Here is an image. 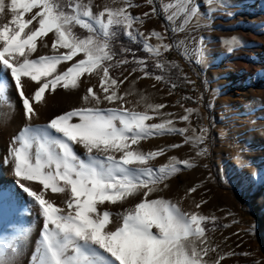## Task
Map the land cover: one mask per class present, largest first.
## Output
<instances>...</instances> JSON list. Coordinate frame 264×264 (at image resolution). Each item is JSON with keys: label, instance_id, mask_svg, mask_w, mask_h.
Returning <instances> with one entry per match:
<instances>
[{"label": "snow or ice", "instance_id": "1", "mask_svg": "<svg viewBox=\"0 0 264 264\" xmlns=\"http://www.w3.org/2000/svg\"><path fill=\"white\" fill-rule=\"evenodd\" d=\"M214 3L222 5L223 0H204L206 9ZM145 5L151 6L150 11L141 15L131 11ZM145 5L136 0H105L103 4L97 0H0V103L14 109L8 96L10 74L29 122L12 137L0 166L11 167L16 183L43 219L29 264H220L226 256L237 255L234 251L217 252L218 244L213 247L208 233L215 231L218 218L199 211L206 200L196 202L193 197L192 211L182 207V201L202 185L189 187L178 200L160 195L149 198L168 189L167 181L175 175L198 166L195 158L175 155L159 166L150 161L183 144L196 147L198 157L207 155L208 129L201 127L199 135L189 136V127L176 126L174 113L161 112L167 105L149 102L147 95L134 91L139 79L153 73L147 70L144 58H138L124 44L117 48V42L123 35L142 45L148 58L155 61V68L164 73L153 78L171 82L167 74L178 65L162 60L164 53L176 49L186 59L191 60V56L187 41L166 42L169 33L175 37L190 29L210 27V23H200L201 17H209L210 13L200 11L199 0H145ZM161 16L166 22L163 31L152 29L146 34L141 30L147 19ZM152 38L158 43H150ZM225 43L229 52L240 45L237 37ZM194 45V62L205 63L204 38L194 41ZM49 47L52 54L34 55L38 48ZM67 62L72 63L58 71ZM129 63L138 67L127 76L120 73L123 79L110 75L112 69ZM137 71L143 75L129 81ZM86 74L96 77L98 84L87 88L82 97L84 106L43 125L31 123L38 116L33 105L44 100L46 91L54 93L58 87L77 90ZM125 81L130 87L122 91ZM32 82L35 91L26 95ZM171 86L175 88L176 84ZM136 95L140 98L129 99ZM105 104L111 106L100 107ZM128 104L131 107H125ZM141 104L143 110H138ZM195 111L185 109L179 121L190 125ZM158 117L160 122L148 123ZM169 135L183 136V143L150 151L140 147L142 141ZM77 145L83 147L85 157L77 154ZM25 182H36L42 190ZM49 190L65 194L63 207L51 197L46 198ZM130 198L139 199L119 211L104 207L123 206ZM29 232L30 227L15 234L0 230V264H15V255ZM213 252H217L215 259L210 256Z\"/></svg>", "mask_w": 264, "mask_h": 264}, {"label": "rangeland", "instance_id": "2", "mask_svg": "<svg viewBox=\"0 0 264 264\" xmlns=\"http://www.w3.org/2000/svg\"><path fill=\"white\" fill-rule=\"evenodd\" d=\"M104 2L105 0H97L99 4ZM136 2L145 5V0H136ZM199 2L200 11H209L210 13L209 17H201L200 23L201 25L210 23V27L190 29L175 37L169 33L170 39L166 41L172 42V39L187 41L191 60L186 59L176 49L166 53L171 54L172 60L185 69L183 73L187 72L188 85L193 91L196 103L190 106L181 103L178 96L165 87L163 81L157 82L153 76L139 79L133 90L147 95L149 102L167 105L161 112L174 113L173 119L176 121V126L189 127V136L199 135L200 128L206 127L208 138L205 146L208 152L207 155L198 157L196 156V147L183 144L181 148L168 150L164 156L150 161L151 164L159 166L167 163L168 158L175 155L180 159L195 158L198 166L175 175L167 181L168 189L149 198L160 195L167 199L178 200L185 195L189 187L195 184L202 185L197 193L182 201V207L188 211L195 210L193 197L196 202L207 201L199 211L203 214L215 215L218 218L215 231L208 233L213 247L217 244L220 245L217 249L219 253H228L229 251L237 253L230 257L226 256L220 264H256L257 261L264 264V99L257 95L250 96L247 100L240 99L236 87L240 84L234 82L235 77L239 76L235 72L239 63L252 62L255 64L254 66H257L264 60V58H258L257 55H253L250 59L243 56L242 52L252 48L253 43L251 44L236 34L232 23L239 12H252L253 5L247 0H223L222 5L214 3L211 9H206L204 0H199ZM150 9L151 6L145 5L138 9H131V11L134 15H141ZM165 23L162 16L149 18L145 25L141 26V30L146 34L152 29L163 31ZM242 25L249 28L256 36L264 35V21L258 20L256 16H252ZM200 37L204 38L207 52L206 61L203 64L194 62L196 54L192 51L195 46L194 41L198 42ZM232 37H237L240 45L234 51L229 52V45L225 41ZM47 42L49 45L51 44V42ZM149 42L158 43L155 38ZM38 52L52 54L50 47L38 48ZM71 63L67 64L65 70ZM124 69L125 66L112 69L110 75L123 79L120 73L127 76L132 70L126 68L128 71H124ZM142 75L137 71L129 76V81ZM253 79L250 81L252 87ZM81 80L82 84L79 89L64 90L65 98L62 105L66 109L65 112L84 106L82 97L87 88L98 84L96 77H88L87 74ZM129 81H125L122 91L130 87ZM141 83L146 84L147 88L140 86ZM153 85L155 86L153 87ZM260 85L261 89H259L264 90V78ZM97 90L98 88L93 89V91ZM139 98V95L129 97L133 101ZM11 105L14 106V109L0 103V158L7 155L12 137L26 123H29L25 119V115L19 113L17 103L12 102ZM109 106L111 105H100V107ZM125 107H131V105L128 104ZM188 108L196 110L191 115L190 125L188 122L178 119L185 114V109ZM138 110H143V104ZM17 118L20 119L18 125L11 126ZM33 120L35 121V119ZM152 122H160V118L148 123ZM31 123L38 124L37 121H31ZM9 131H13V133L8 139ZM183 140L184 137L180 135L153 137L142 141L140 147L144 151H150L171 143H183ZM4 167L7 168V171H4ZM0 169L3 177H14L11 167L3 165L0 166ZM33 185V188L38 187L36 184ZM2 186L0 183V188ZM51 198L55 201H63L66 196L65 194H51ZM138 199L130 198L123 206L118 204L115 206L105 205L104 207L119 211L122 207L133 206L138 202ZM225 225L229 226L224 227ZM209 226L211 227V225ZM28 227L31 228L30 232L24 238L21 249L15 255V264H29L28 258L32 252V240L34 239L31 232L35 227L30 222ZM217 252L210 253L211 258L215 259ZM239 253H248L249 255H239Z\"/></svg>", "mask_w": 264, "mask_h": 264}, {"label": "bare ground", "instance_id": "3", "mask_svg": "<svg viewBox=\"0 0 264 264\" xmlns=\"http://www.w3.org/2000/svg\"><path fill=\"white\" fill-rule=\"evenodd\" d=\"M251 3L252 12L241 13L239 12L236 18L233 19V25L235 27L236 34L242 36V38L251 44L253 43V47L249 49H245L242 53L243 56L250 59L253 55H257L258 58H264V35L256 36L249 28L243 27L242 23L247 22L252 18V16H256L258 20L264 21V0H247ZM30 15V14H29ZM10 19V16H9ZM47 41L52 42L51 34L47 38ZM44 55L40 52L34 54ZM239 62V61H238ZM69 62L63 63L58 67V71L65 70ZM255 63V62H254ZM255 64L245 63L238 64L235 72L238 73L239 76L235 77V83L240 84L237 85V89L239 92L240 99H249L250 96L257 95L264 99V90H260L261 81L264 78V60L257 66ZM234 71V70H233ZM255 78V79H253ZM9 81L12 84L10 91L8 92V96L10 97L11 103L16 102L18 106V111L20 114H24V109L22 106V100L18 95V91L14 86V80L8 77ZM253 79V87L250 85V81ZM143 88H147V85L144 83L139 84ZM239 87V88H238ZM36 85L35 82L29 84L26 89V95L32 94L35 91ZM260 88V89H259ZM64 89L57 88L56 92L50 93L48 91L45 92L44 100L40 104H34V108L38 112V116L34 117L35 121L39 125H43L48 123L52 118L57 115L63 114L66 109H64L62 102L64 100ZM6 104V103H4ZM7 105V104H6ZM21 116V115H20ZM35 122L34 120H32ZM20 119H16L11 126L16 127ZM13 131H9L7 134L8 139ZM7 140V138H6ZM75 151L81 157H85V150L82 146H75ZM8 168L10 166H7ZM4 171H7L6 167L3 168ZM2 169V170H3ZM1 170V169H0ZM4 174V173H3ZM16 177H3L2 171H0V183H2V187L0 188V230H3L6 234H15L22 231L24 228L28 227L30 224L34 225L35 229L33 232L34 239L32 252L35 248V242L39 239L41 229L43 227V219L38 215V208L32 206V200L27 196L26 193L19 187L16 183ZM26 186H34L33 184L38 185L36 182H25ZM33 188V187H32ZM33 189L42 190V186L38 185V187H34ZM51 192L46 194V198L51 197ZM61 207H63L62 201H56ZM31 229V228H30ZM32 252L28 258L30 259ZM29 263V261H28Z\"/></svg>", "mask_w": 264, "mask_h": 264}, {"label": "trees", "instance_id": "4", "mask_svg": "<svg viewBox=\"0 0 264 264\" xmlns=\"http://www.w3.org/2000/svg\"><path fill=\"white\" fill-rule=\"evenodd\" d=\"M78 32H82V30L77 29ZM86 34V33H84ZM120 44H124L127 47H130L135 53L138 58H144L147 61V70L149 72L153 73L154 75L157 74H164L161 70L155 68V61L153 59L148 58V54L145 53L142 50V45L137 43L130 42L126 36L121 35L118 42H117V48H119ZM128 59L132 60L131 53L127 54ZM162 60H166L168 62H174L177 64L174 60L171 58V54L166 53L161 57ZM178 65V64H177ZM133 67H138L135 63H129L125 65V68L132 69ZM185 71L184 68H182L180 65L176 68H172L170 72L167 74L170 77L171 82L163 81L165 87L173 91L179 98V101L186 106L194 105L196 103L195 98L193 96V91L189 88L188 85V77L187 72L183 73ZM175 83L176 87L172 88L171 84ZM190 98V99H186Z\"/></svg>", "mask_w": 264, "mask_h": 264}]
</instances>
